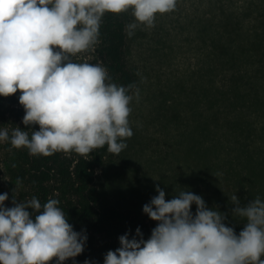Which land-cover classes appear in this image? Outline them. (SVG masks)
I'll list each match as a JSON object with an SVG mask.
<instances>
[{
  "label": "clouds",
  "instance_id": "1",
  "mask_svg": "<svg viewBox=\"0 0 264 264\" xmlns=\"http://www.w3.org/2000/svg\"><path fill=\"white\" fill-rule=\"evenodd\" d=\"M176 2L0 0V96L20 93L22 122L30 129H0V143L31 156H87L105 146L119 155L133 136L129 117L139 88L113 83L102 63L74 58L95 50L106 14L131 11V37L140 26L154 27L156 16L174 11ZM36 125L39 130H31ZM21 186L17 179L12 207L5 206L8 194H0V264H65L80 256L88 237L74 230L59 200H19ZM156 191L143 206L156 222L151 236L145 239L139 228L135 236H120V247L105 254L104 264H264V199L241 205L231 197L233 218L244 221L237 235L226 226L227 215L201 196L184 190L166 200L159 186Z\"/></svg>",
  "mask_w": 264,
  "mask_h": 264
},
{
  "label": "rangeland",
  "instance_id": "2",
  "mask_svg": "<svg viewBox=\"0 0 264 264\" xmlns=\"http://www.w3.org/2000/svg\"><path fill=\"white\" fill-rule=\"evenodd\" d=\"M119 16L126 25L134 21L131 11ZM127 53L140 98L131 104L127 148L96 167L99 209L145 214L159 186L166 200L191 191L225 213L226 225L243 221L233 218L231 197L241 205L264 199V0H177L154 27L128 35ZM95 58L92 51L74 59L98 64ZM19 95L4 97L9 106L0 129L30 130L11 110ZM6 144L0 143V194L12 207L16 179ZM87 156L96 157L95 150ZM27 191L21 186L17 198Z\"/></svg>",
  "mask_w": 264,
  "mask_h": 264
},
{
  "label": "trees",
  "instance_id": "3",
  "mask_svg": "<svg viewBox=\"0 0 264 264\" xmlns=\"http://www.w3.org/2000/svg\"><path fill=\"white\" fill-rule=\"evenodd\" d=\"M127 43L124 19L119 15L106 14L100 27L99 43L94 50L96 62L107 68L113 83L137 86V79L128 61ZM17 102L15 99L11 104ZM6 106L9 103L0 96V113L3 116L8 113ZM11 110L16 120H23L25 113L21 105ZM6 148L9 150L11 145L7 143ZM11 153L13 163H9L8 167L15 179H20L22 186L29 190L23 200L32 196H36L42 203L49 197L59 200V206L74 230L86 233L88 237L84 252L65 264H85L86 260L92 264L104 262V256L109 250L114 251L120 247V236L126 233L135 236L139 228L144 238L148 239L156 227V222L146 214L117 208L99 209L100 195L95 185L96 167L101 157L112 155L107 152V146L96 149V157L80 156L74 152H61L49 157L31 156L27 149H12ZM243 223L241 221L226 226L233 227L238 235Z\"/></svg>",
  "mask_w": 264,
  "mask_h": 264
}]
</instances>
